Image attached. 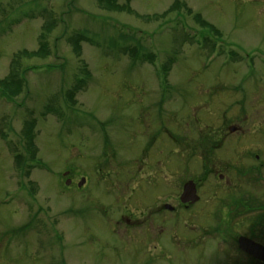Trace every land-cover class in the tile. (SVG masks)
Masks as SVG:
<instances>
[{
	"label": "rangeland",
	"instance_id": "374dc122",
	"mask_svg": "<svg viewBox=\"0 0 264 264\" xmlns=\"http://www.w3.org/2000/svg\"><path fill=\"white\" fill-rule=\"evenodd\" d=\"M117 2L0 0V79L28 68L26 91L0 95V264H251L234 237L264 238V0ZM50 19L51 56H18ZM29 118L27 176L13 149ZM189 180L201 200L174 218Z\"/></svg>",
	"mask_w": 264,
	"mask_h": 264
},
{
	"label": "trees",
	"instance_id": "16d2710c",
	"mask_svg": "<svg viewBox=\"0 0 264 264\" xmlns=\"http://www.w3.org/2000/svg\"><path fill=\"white\" fill-rule=\"evenodd\" d=\"M98 1L100 4H102L105 8H108V9H111V7L118 8V9L122 8L121 5L118 4L117 0H98ZM181 4L182 3L180 1H176L171 8L173 9L180 8ZM48 15L52 17L50 13ZM196 18L200 22L202 27L208 28V30H211L212 32L215 30L213 27H210L208 23L201 20L199 16H196ZM50 20L46 22L45 25H43L44 27H43V32L40 35L39 48L33 51L22 50L21 52H19L18 56L24 55L28 57H40V58L51 56V49L49 46L47 34L50 33L52 29H54L53 23L55 22L52 19ZM182 29L184 31L183 35L184 36L186 35L185 36L186 38L190 39L193 37L197 39L198 35L196 34L190 35L186 27H183ZM87 39L88 38L82 32H78L74 34V36L70 37L74 51L78 55L81 54V48H82L81 43ZM210 39L211 38L205 36L203 37L202 40L203 41L206 40L205 42H208L210 41ZM138 48L134 47V49H132L133 52L131 51L132 54H134L135 59L139 58V55H140ZM125 50L130 51L128 48H125L124 51ZM151 55L153 54L143 53V57L151 60L152 62L154 61L153 60L154 56L152 58ZM162 69L166 71L169 69V67L167 65H163ZM27 70L28 68H20V63H18V60L15 59L13 61V66H12L10 74L0 79V95L3 98H5L7 101L14 102L15 101L14 98H17L24 91H26L27 80L25 78V75H26ZM82 70L85 72L84 75H86L89 72L86 65L83 66ZM84 83H85L84 79L78 78L76 84L73 85V87L69 89L66 93V100L70 102L73 106L77 103L75 95L77 94L78 90L82 87ZM36 126H37V121L35 118H29L28 120H25L24 127H23L22 145L26 152L25 154H23L13 149V151H16L15 160H16L17 167L21 170L22 174H25L27 176L30 175L31 169H33L34 165L38 163V159H37L38 149H36L37 145H36V139H35L36 138ZM32 190H34V188H32Z\"/></svg>",
	"mask_w": 264,
	"mask_h": 264
},
{
	"label": "flooded vegetation",
	"instance_id": "af4514ba",
	"mask_svg": "<svg viewBox=\"0 0 264 264\" xmlns=\"http://www.w3.org/2000/svg\"><path fill=\"white\" fill-rule=\"evenodd\" d=\"M197 188H198V186H197ZM175 200H176V203H178L177 201H179L180 202V204L178 203V204H173V203H169V202H166L165 204H164V206H163V208H164V210L167 212V213H169V214H171V215H174V218H175V216H176V214H177V212H179V210H190L192 207H194V206H196L198 203H199V201L201 200V198H199L197 201H195V202H187V203H182L181 202V200H180V195L178 194V192H177V195H176V198H175ZM209 202V201H208ZM204 204V203H203ZM178 205V206H177ZM259 209H261V210H264V206L262 205V207H259ZM238 210V211H237ZM237 210H235V211H237L236 212V216H240V215H244L245 213H247V212H251L252 210H254V208H247V209H244V208H241L240 206H237ZM264 212V211H263ZM148 216H150V215H148ZM255 229V228H254ZM253 229V230H254ZM260 234H261V232L260 231H258V230H256V231H252V229L250 230V229H248V232H246V235H243V236H246V237H249L250 239H252V240H255L256 242H258V243H260V244H262V245H264V238H261V236H260ZM228 236H230V234L228 235ZM240 236H242V235H239L238 237H237V239L234 237V240L237 242V250L245 257V258H247L248 260H246V261H248V262H251V264H264V261H262V260H259V259H257V258H254L253 256H251V255H249V254H247L246 252H244L243 250H241V248L239 247V245H238V238L240 237ZM231 238H233V237H231ZM229 241H230V239H229ZM239 261H241V260H238L237 262H238V264H240V262Z\"/></svg>",
	"mask_w": 264,
	"mask_h": 264
},
{
	"label": "water",
	"instance_id": "95a60500",
	"mask_svg": "<svg viewBox=\"0 0 264 264\" xmlns=\"http://www.w3.org/2000/svg\"><path fill=\"white\" fill-rule=\"evenodd\" d=\"M231 131H235V128H231ZM68 172L65 173L67 175ZM222 177V176H221ZM85 178H82L78 183V186H82L85 183ZM71 183L70 179H67V186ZM180 195V200L182 203L195 202L199 199L197 193V186L193 180L187 181L183 186V192ZM239 247L246 253L254 256L257 259L264 261V245L256 242L255 240L250 239L246 236H240L238 238Z\"/></svg>",
	"mask_w": 264,
	"mask_h": 264
}]
</instances>
